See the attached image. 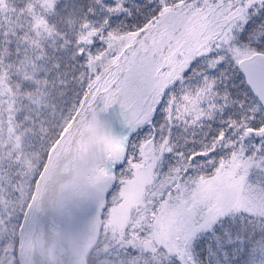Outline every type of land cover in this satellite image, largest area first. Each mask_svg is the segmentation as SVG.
Listing matches in <instances>:
<instances>
[{
	"label": "snow or ice",
	"instance_id": "1",
	"mask_svg": "<svg viewBox=\"0 0 264 264\" xmlns=\"http://www.w3.org/2000/svg\"><path fill=\"white\" fill-rule=\"evenodd\" d=\"M0 264H264V0H0Z\"/></svg>",
	"mask_w": 264,
	"mask_h": 264
}]
</instances>
